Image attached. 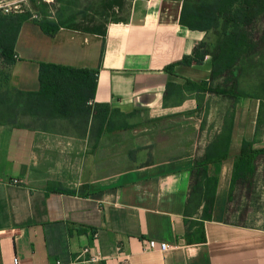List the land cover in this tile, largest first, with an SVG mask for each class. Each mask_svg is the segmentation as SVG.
Here are the masks:
<instances>
[{
    "label": "crops",
    "instance_id": "crops-1",
    "mask_svg": "<svg viewBox=\"0 0 264 264\" xmlns=\"http://www.w3.org/2000/svg\"><path fill=\"white\" fill-rule=\"evenodd\" d=\"M181 6L133 0L126 21L107 23L104 37L65 28L48 36L32 19L23 22L8 86L37 92L40 63L98 70L93 102L109 106L125 129L98 140L90 121L57 119L46 130L0 125V264H264V225L232 208L252 199L264 157L231 185L242 142L264 148L259 100L206 92L199 108L193 89L177 88L210 81L214 48L213 33L179 24ZM202 42L208 54L200 65L165 71ZM221 82L208 87L220 90ZM213 99L223 104L214 114ZM228 113V155L206 167L217 181L205 219L200 191L191 189L206 179L194 169L218 155Z\"/></svg>",
    "mask_w": 264,
    "mask_h": 264
},
{
    "label": "trees",
    "instance_id": "trees-1",
    "mask_svg": "<svg viewBox=\"0 0 264 264\" xmlns=\"http://www.w3.org/2000/svg\"><path fill=\"white\" fill-rule=\"evenodd\" d=\"M57 2L65 7L73 6L76 9L74 18L89 25L79 27L69 24V19L62 20L60 16L37 21L31 18L30 13H0V125L46 130L59 124V121L83 127L90 121V128L96 129L99 140L104 131L125 129V125L112 120L114 112L109 106L93 102L98 70L40 63L37 92H22L8 86L6 70L16 60L14 45L23 22L32 19L48 36L65 28L104 37L107 23L126 21H109L108 18V12L120 10L124 0ZM262 15L264 0H182L179 24L192 31L211 32L214 35L210 81H187L184 86L177 87L179 90L184 87L193 89L197 93L199 108L206 92L221 94L231 100L253 98L259 100L258 123L264 119V65L260 64L264 50L258 52L256 41L250 40L245 31ZM261 43H264V39H261ZM207 54V45L202 42L195 46L191 56L183 57L180 62L166 67L165 71L172 73L175 65H200ZM218 79L222 81V89L219 90L217 85L213 89L208 87ZM232 126L233 115L228 113L225 138L217 144L218 155L206 154L203 166L196 165L194 169L203 172L206 179L204 186L196 183L191 189L193 195L200 191L205 219H209L206 213L211 210L217 181L215 176L207 177L206 167L227 157ZM259 157H264V148L252 149L251 143L243 141L234 158L231 185L251 174L252 164Z\"/></svg>",
    "mask_w": 264,
    "mask_h": 264
},
{
    "label": "rangeland",
    "instance_id": "rangeland-1",
    "mask_svg": "<svg viewBox=\"0 0 264 264\" xmlns=\"http://www.w3.org/2000/svg\"><path fill=\"white\" fill-rule=\"evenodd\" d=\"M14 2L20 13H30L33 20L40 21L44 18H55L60 16L62 20H68L69 24L77 25L79 27L89 25L83 24L76 17L74 18L73 14L76 12V9L73 6H63V4L53 0L50 5H47L39 0H11ZM132 0H124L123 5L120 10H114V12H108L109 21L115 20H124L129 15V10ZM249 37L256 39V44L258 45V52L264 50V43H261V39H264V15L259 16L254 20L252 25L245 29ZM260 64L264 65V54L260 56ZM262 69V68H261ZM211 105V113L217 112V109L220 107L223 108V104L219 103L217 100L213 99L209 102ZM186 125L187 131L193 129V123H183ZM212 128V124H210ZM257 172L254 175L253 185L255 189V194L252 196V199L249 202L245 200H238L237 206L234 204V207H240L243 210L250 211L249 220L254 221L255 224L264 225V158L258 160L256 164ZM256 171V170H255ZM253 173V169H252ZM251 176V175H250Z\"/></svg>",
    "mask_w": 264,
    "mask_h": 264
},
{
    "label": "built area",
    "instance_id": "built-area-1",
    "mask_svg": "<svg viewBox=\"0 0 264 264\" xmlns=\"http://www.w3.org/2000/svg\"><path fill=\"white\" fill-rule=\"evenodd\" d=\"M39 1H41L47 5H50L53 2V0H39ZM20 12L21 11L18 9V6L14 2H12L11 0H0V13H2V14H13V13H20ZM14 182L16 183V181H14ZM159 249H160V251H164V250L168 249V246L165 244H160ZM84 253L85 254L88 253V249H83L81 254H84ZM90 260L92 262H95L98 259H97V257L91 255ZM14 264H17L16 258L14 259Z\"/></svg>",
    "mask_w": 264,
    "mask_h": 264
}]
</instances>
